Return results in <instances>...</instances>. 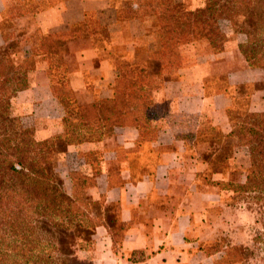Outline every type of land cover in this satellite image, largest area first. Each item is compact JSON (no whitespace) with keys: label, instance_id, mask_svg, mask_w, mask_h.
Returning a JSON list of instances; mask_svg holds the SVG:
<instances>
[{"label":"crops","instance_id":"crops-1","mask_svg":"<svg viewBox=\"0 0 264 264\" xmlns=\"http://www.w3.org/2000/svg\"><path fill=\"white\" fill-rule=\"evenodd\" d=\"M135 2L0 0V13L10 8L14 12L13 21L20 25L32 22L31 26L36 30L34 35L67 34L70 28L80 23L93 24L96 29L105 31L108 44L104 47L107 50L98 52L94 48H85L79 51L76 68L68 77L69 86L77 98L92 90L94 97L103 98L110 95L114 78L111 56L114 47L109 46H120L124 59L134 62L138 44L144 47L143 39L151 38L148 30L156 23L154 16L126 19L120 16L126 4L135 10ZM144 48L147 52V47ZM223 55V52L212 55L210 61L218 57L228 58ZM172 73L174 79L164 81L154 94L152 117L156 126H150L152 130H148L155 134L154 139L141 143L135 127H115L108 139L68 147L67 155L77 150L78 161L85 164L88 173L93 171L94 185L87 192L90 199L98 201L102 197L101 213L104 206L115 204L116 219L127 225L115 250H112L106 227H95L90 248L75 250L76 264H130L131 253H135L133 258L142 264H215L214 260L219 258V253L206 255L203 248L211 240L215 221L222 228L221 218L229 209L220 203L219 194L201 191L198 187L209 160H200V152L205 147L195 144V131L201 127L198 120L204 119L202 125L226 135L229 132L226 110L232 97H236V94L227 95V90L252 83L253 74L243 67L228 70L222 74L225 89L209 93L205 86L208 76L205 61ZM38 75L40 77L36 74V80L29 88L18 92L13 104L18 115L37 112L44 106L53 111L44 119V128L34 130L37 139H44L60 133L62 109L49 92L46 75ZM261 97L259 91L249 94V112L264 111ZM191 116L197 121L194 120L189 128L185 119ZM226 139L221 137L218 150H214L209 159L222 150ZM228 150H231V156L227 160L235 164L238 163L237 157L244 155V149H234L232 144H228ZM241 165L243 168L245 157ZM92 166L95 167L90 170ZM210 179L225 181L226 174L212 173Z\"/></svg>","mask_w":264,"mask_h":264},{"label":"trees","instance_id":"trees-1","mask_svg":"<svg viewBox=\"0 0 264 264\" xmlns=\"http://www.w3.org/2000/svg\"><path fill=\"white\" fill-rule=\"evenodd\" d=\"M135 3V10L129 4L124 5L120 16L125 19L155 17L158 28L153 32V41L148 49L157 67L153 75L180 67L182 59L177 55V47L190 39L195 27L201 30L206 45L213 52H219L222 38L217 26L219 20L228 21L246 35L251 47L241 51L244 62L250 70L264 73V0H204L203 9L196 12V16L184 8L181 0H136ZM205 14L208 16L206 19L199 17ZM85 26L84 23L75 25L67 34H39L19 63L11 59L16 52L14 40L10 36H1L0 264H76L75 250L84 249L83 241L91 245L95 227H106L112 250H115L127 226L116 219L115 204L104 206L101 216L87 215L84 208L83 213L77 211L73 204L82 189L79 174L68 172L71 185L69 192H64L62 180L55 173V164L51 161L54 154L65 152L66 146L88 140L96 132L94 129L109 131L125 123L129 112L144 106L149 100L147 80L150 75L143 67L116 61L110 95L87 103H76L61 49L67 40L91 35L85 31ZM36 62L43 63L49 92L64 111L62 133L43 141L34 140L31 128L22 125L10 113V100L17 92L27 89ZM257 86L254 89L262 91L264 101V75ZM226 116L229 124L226 135L214 131V128L206 132L213 137H227L232 140L234 149L246 150L248 165L243 182L237 184L232 192L239 190L246 198L255 199L259 210L255 223L260 230L250 238V246L232 250L229 263H237L252 257L254 250L264 252V111L228 109ZM129 122L138 130V142L151 139L135 125L138 123L136 116H130ZM216 156L209 160L212 168L222 167L226 159L217 162ZM99 201L102 204V197ZM40 228L43 231L54 230L51 235L63 238L64 241L58 239L62 245L45 240ZM135 255L131 253L130 263H139V259L133 258Z\"/></svg>","mask_w":264,"mask_h":264},{"label":"rangeland","instance_id":"rangeland-1","mask_svg":"<svg viewBox=\"0 0 264 264\" xmlns=\"http://www.w3.org/2000/svg\"><path fill=\"white\" fill-rule=\"evenodd\" d=\"M204 0H195L194 3H192L190 0H181V3L183 4L184 8L188 11H191L193 15L196 16V12L199 10H202ZM12 10L10 8L5 9L3 12L0 13V46L3 45L2 37L5 36L12 38L15 42L14 46L16 48L14 52V55L12 56V61L14 63H19L24 55V52H27L28 46L31 42L35 40V38L38 35L36 34V30L33 28L32 22L28 21L25 25H20L19 23L13 21V17L11 16ZM206 15V14H205ZM198 17V16H197ZM200 18L205 17V19L208 17L206 16H199ZM130 18V17H129ZM237 21H241V19H237ZM218 30L222 34L221 38V50L219 52L215 51L213 52L208 45H206V42L202 40V33L201 30L198 28H193V30L190 33V39L188 41H185L181 43L177 47V55L179 59H182L180 67L176 69H167L162 70L157 75H153L156 72V64L155 61L151 59V56L148 52V49L150 48L151 42L153 41L152 36L153 32H155L158 28L157 23L151 24L150 28L148 30V34H150L151 38L143 39V45L144 47H147V52L145 51V48L142 46V44H138V49L136 52V61L134 62H128L124 59V53L121 50L120 46L118 45H111L109 47H114L113 52L114 54L112 56V67L114 69V62L118 61H124L127 62L130 65H136L138 67H143L145 72L150 75L149 79L147 80L148 83V90H149V100L148 102L143 106H139L138 108H134V111L129 112L126 115L125 123L121 124L120 126H114L109 131H106L104 129H94L96 132L85 142L82 143H90V142H96L100 141L102 139H108L110 137V134L115 127H128L132 126L134 124H131L130 116H136L138 119V123L135 125L139 127V130L142 133L148 132L150 126H153L155 128L156 124H154L152 117L153 114V107H154V97L156 91L163 85V82L165 81H171L174 79V74L172 71L177 70L181 67L191 65L195 62H206L208 66V76L206 77L207 81L205 83L207 92L211 93L214 90L217 89H225L224 81L222 79L223 75L226 71H230L233 69H248L250 70L246 63L244 62V59L241 55V51L243 49H248L251 46H249V41L247 40L246 35L243 32H239L237 27H234L232 24H230L226 20H219L217 22ZM243 27H245L244 24H242ZM85 31L89 32V36L83 37L82 35L76 36L73 39H70L69 41L64 44L61 50V56L63 60L66 62V69H67V78L69 75L75 70L76 68V54L85 49V48H94L98 52L103 50H107L105 44H108V38L107 33L105 31L98 30L95 28L93 24H89L85 26ZM35 32V33H34ZM34 35V36H33ZM28 36H31L27 38ZM83 37V38H82ZM12 39H9L12 40ZM8 41V42H9ZM120 41V40H118ZM13 42V43H14ZM112 49V48H111ZM223 52L224 55L228 57L225 59L224 57H218L212 61H210V58L212 55H218L219 53ZM231 58V59H230ZM43 63L42 62H36L34 65V70L29 76V86L32 84V81L36 80L35 75L38 73L43 74ZM253 74L254 81L252 83H248L245 86H240L236 88H230L227 90V95L231 94L232 96L236 94V97H232L233 99L230 102V105L228 109H233L235 111H244L248 109V97L249 93L254 91H259L262 93L261 90H255L254 88L257 86V82L261 81L264 73L259 70H251ZM40 77V76H39ZM38 77V79H39ZM259 87V86H257ZM87 89H90L89 87ZM91 90V89H90ZM23 91V90H21ZM19 91V92H21ZM93 91V90H92ZM88 92L83 96H79L78 98L75 96L76 103H87L90 102L97 97H94L92 94L93 92ZM74 92V91H73ZM18 94V92H17ZM16 94V95H17ZM16 95L14 97H16ZM263 96V93H262ZM14 97L10 100V113L11 116H13L15 119H17L22 125L31 128L32 130V136L34 140L36 141H43L50 137L58 136L62 133V124L61 120L64 117V111L62 109V106L60 105V108L62 109V117L60 120V127L61 131L58 134L51 135L49 137H46L44 139H37L34 136V130L37 128H44V119L49 116V114H52L53 111L49 108L44 106L43 108H40L39 111L35 112L32 111L31 114L26 115H18L16 113L17 108L14 107ZM138 106V105H137ZM227 109V110H228ZM51 110V111H50ZM226 110V111H227ZM32 116V117H31ZM152 119V120H151ZM194 117H189V119H185L188 123L186 124L187 127L191 128L190 126L194 123ZM197 121V120H195ZM201 127L197 129L194 142L198 146L202 145L205 147L204 150H201L200 152V160L208 161L210 160V154L214 152V150H218V146L221 140L220 136H215L208 134L206 131L209 130L210 127H207L205 125H202L204 122V119L198 120ZM206 122V121H205ZM152 130V129H151ZM216 131V130H214ZM101 134V135H98ZM149 133V132H148ZM99 136V137H98ZM148 138H151L150 140L154 139L155 134L149 133ZM98 137V138H96ZM223 141V140H222ZM143 141H141L142 143ZM70 144L66 146L65 152L54 154L51 157V161L55 164V173L57 176L62 180L63 183V190L64 192H69L70 188V180L68 172L75 171L78 173L79 177V186H81V192L80 197L78 196L75 198L76 201H74L73 206L79 211L80 213H83L82 208L88 213L87 215L90 216H101L103 215L104 211L102 213L100 212V209L103 204L100 203V201H92L90 197L87 195L88 189L91 188L94 185L93 181V171L92 173H88L89 171L85 168V164H82V161H78L80 158L79 152L77 150L73 151L71 155H67V149L70 146H78L79 144ZM228 144H232L231 139L224 140V143L222 145V150L217 153V162L225 159V162L223 161L221 166L222 167H214L212 168L210 164H208L207 170L200 176L198 187L202 190H209L211 192H215L221 196V204L225 207H227L228 213L224 214L222 216V222L223 226L222 228L219 227L218 221H215L214 225V231L211 233V240L208 245H206L203 249L206 254H211L215 251H222L219 253V258L215 259V264H264V252L260 250H254L253 256L249 259L241 262H234L229 263L230 261V255L232 253L233 249H241L244 246H250V238L257 234L260 230L259 225L255 223V221L259 217V210L257 209L258 205L256 204L255 199H248L244 195V193H241L239 190H236V192H232V189L235 188V186L239 183L243 182L245 169L248 165V158L247 153L244 148V155L241 154L237 157V164L227 158H230L231 153L228 150ZM207 146L209 148H207ZM211 147V148H210ZM207 148V150H206ZM241 149V148H240ZM243 155V156H242ZM245 157V165L242 168L241 162H243ZM226 167H223V166ZM95 166H92L90 170ZM87 170V171H85ZM88 173V174H87ZM95 173V172H94ZM212 173H222L226 174V180L225 181H212L211 174ZM81 180V181H80ZM231 186V187H230ZM93 204V205H87L86 204ZM100 203V204H99ZM86 207V208H85ZM219 209V207H217ZM225 223V225H224ZM220 224V223H219ZM98 227V226H97ZM47 228V226L45 227ZM40 232L44 234L45 240L52 244H56L57 246H61L59 240H63V238L59 237L58 235H51V231L47 229V231H43L40 228ZM46 230V229H44ZM59 239V240H58ZM88 241H83L82 247L84 249L89 248L90 245H87ZM91 244V243H90ZM81 247V248H82ZM220 250V251H219ZM78 264V263H77Z\"/></svg>","mask_w":264,"mask_h":264},{"label":"built area","instance_id":"built-area-1","mask_svg":"<svg viewBox=\"0 0 264 264\" xmlns=\"http://www.w3.org/2000/svg\"><path fill=\"white\" fill-rule=\"evenodd\" d=\"M130 264H142V262H139V263H130Z\"/></svg>","mask_w":264,"mask_h":264}]
</instances>
